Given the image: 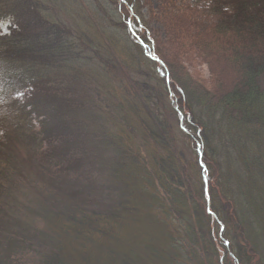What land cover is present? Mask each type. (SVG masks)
Wrapping results in <instances>:
<instances>
[{
	"label": "trees",
	"instance_id": "16d2710c",
	"mask_svg": "<svg viewBox=\"0 0 264 264\" xmlns=\"http://www.w3.org/2000/svg\"><path fill=\"white\" fill-rule=\"evenodd\" d=\"M147 15L0 0V264H264V0Z\"/></svg>",
	"mask_w": 264,
	"mask_h": 264
},
{
	"label": "rangeland",
	"instance_id": "374dc122",
	"mask_svg": "<svg viewBox=\"0 0 264 264\" xmlns=\"http://www.w3.org/2000/svg\"><path fill=\"white\" fill-rule=\"evenodd\" d=\"M137 0V2L139 3V8H140V16H136L137 17V21H139L140 19H142L143 23L147 24L151 29L152 31H154V33H151L150 34H154L157 35L156 32L160 33L159 31H161V27L158 26V25H154V24H151V22H149V16L147 15V4H149L150 6H152V8H155L156 7V0ZM184 1H188V2H191L192 0H184ZM131 14V13H130ZM131 15H134L131 14ZM0 30H2L3 32H6V25H1L0 26ZM150 58H153L154 56L153 55H149ZM159 65L161 66V64L159 63ZM202 78L206 79V80H209V72L206 68H203L202 67ZM19 97L21 95H18Z\"/></svg>",
	"mask_w": 264,
	"mask_h": 264
},
{
	"label": "bare ground",
	"instance_id": "6f19581e",
	"mask_svg": "<svg viewBox=\"0 0 264 264\" xmlns=\"http://www.w3.org/2000/svg\"><path fill=\"white\" fill-rule=\"evenodd\" d=\"M132 14V13H131ZM131 17H133V15H131ZM134 20L139 24V25H142L141 24V19L139 20V21H137L138 19H137V17H134ZM1 25H6V32H3L2 30H0V35H7L8 33H9V30H8V25L7 24H0V26ZM149 55H153L154 56V54L153 53H148V56ZM153 60H155L154 59V57L152 58ZM159 63V62H158ZM167 83H169V80L167 79ZM171 98H173L172 96H171ZM200 166H201V168H203V164L200 162Z\"/></svg>",
	"mask_w": 264,
	"mask_h": 264
}]
</instances>
